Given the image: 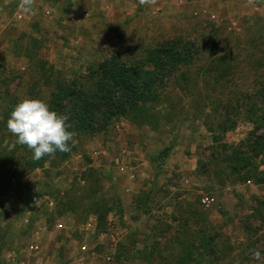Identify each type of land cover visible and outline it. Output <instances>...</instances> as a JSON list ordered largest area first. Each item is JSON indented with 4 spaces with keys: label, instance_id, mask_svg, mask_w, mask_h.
<instances>
[{
    "label": "rangeland",
    "instance_id": "1",
    "mask_svg": "<svg viewBox=\"0 0 264 264\" xmlns=\"http://www.w3.org/2000/svg\"><path fill=\"white\" fill-rule=\"evenodd\" d=\"M19 4L0 0L10 35L0 51V255L38 229L49 264H264V181H235L224 162L254 126L264 130V0ZM171 41L188 61L143 113L113 118L40 166L8 132L20 100L48 102L112 54L128 62ZM253 161L264 170V149ZM34 194L53 204L33 209Z\"/></svg>",
    "mask_w": 264,
    "mask_h": 264
},
{
    "label": "trees",
    "instance_id": "2",
    "mask_svg": "<svg viewBox=\"0 0 264 264\" xmlns=\"http://www.w3.org/2000/svg\"><path fill=\"white\" fill-rule=\"evenodd\" d=\"M176 43L154 45L128 62L112 54L88 69L85 83L57 84L47 103L67 117L74 140L94 134L113 118L143 113L144 104L158 95L160 83L176 65L188 61V51L176 47ZM74 144L70 142V151ZM168 149L164 148L160 158ZM263 149L264 130L257 132L254 126L245 139L224 151L225 165L235 175V181H264V170L253 161ZM63 153L67 152L57 151L31 163L40 166L49 157Z\"/></svg>",
    "mask_w": 264,
    "mask_h": 264
},
{
    "label": "clouds",
    "instance_id": "3",
    "mask_svg": "<svg viewBox=\"0 0 264 264\" xmlns=\"http://www.w3.org/2000/svg\"><path fill=\"white\" fill-rule=\"evenodd\" d=\"M32 5L33 0H20L19 7L22 12L32 13ZM66 121V116L52 110L43 99L26 98L11 110L6 128L15 136L16 144L26 145L32 150L33 159L39 160L57 151H70V142L74 144L75 140Z\"/></svg>",
    "mask_w": 264,
    "mask_h": 264
},
{
    "label": "built area",
    "instance_id": "4",
    "mask_svg": "<svg viewBox=\"0 0 264 264\" xmlns=\"http://www.w3.org/2000/svg\"><path fill=\"white\" fill-rule=\"evenodd\" d=\"M17 17L20 18L21 14H17ZM11 181L13 182L14 178H11ZM30 200L34 206L33 209L39 208L42 204L48 206L53 204V200L49 196L40 198L34 194L31 196ZM211 201V197L206 195L201 197V202L206 205H208ZM55 226L60 227L61 224L55 223ZM92 226V220L88 219L85 223H83L82 229L87 230ZM41 248L40 232L38 229H35L29 234L27 240L21 244V246L10 248L5 252V254L0 255V264H49L47 259L40 256ZM86 249V244L80 242L81 253L85 252Z\"/></svg>",
    "mask_w": 264,
    "mask_h": 264
},
{
    "label": "crops",
    "instance_id": "5",
    "mask_svg": "<svg viewBox=\"0 0 264 264\" xmlns=\"http://www.w3.org/2000/svg\"><path fill=\"white\" fill-rule=\"evenodd\" d=\"M9 30L7 29V27L5 28L4 25H1L0 27V51H3L8 43L9 37L10 35L8 34ZM119 170H123V166H119L118 168ZM129 176L134 179L135 178V173L131 172V174H129Z\"/></svg>",
    "mask_w": 264,
    "mask_h": 264
}]
</instances>
